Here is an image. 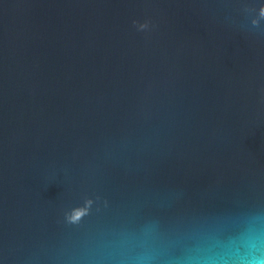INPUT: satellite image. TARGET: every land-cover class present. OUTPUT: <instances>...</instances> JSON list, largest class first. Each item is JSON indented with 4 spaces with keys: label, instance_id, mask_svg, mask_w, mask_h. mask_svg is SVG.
Listing matches in <instances>:
<instances>
[{
    "label": "water",
    "instance_id": "1",
    "mask_svg": "<svg viewBox=\"0 0 264 264\" xmlns=\"http://www.w3.org/2000/svg\"><path fill=\"white\" fill-rule=\"evenodd\" d=\"M262 5L0 0V264H125L146 223L264 207Z\"/></svg>",
    "mask_w": 264,
    "mask_h": 264
},
{
    "label": "clouds",
    "instance_id": "2",
    "mask_svg": "<svg viewBox=\"0 0 264 264\" xmlns=\"http://www.w3.org/2000/svg\"><path fill=\"white\" fill-rule=\"evenodd\" d=\"M259 15L264 18V5ZM138 30L149 22L133 21ZM252 24L259 26V20ZM182 193L177 192L180 196ZM92 204L72 211L68 219L78 222ZM129 255L125 264H264V207L205 216L190 227L165 234L155 222L121 239Z\"/></svg>",
    "mask_w": 264,
    "mask_h": 264
}]
</instances>
